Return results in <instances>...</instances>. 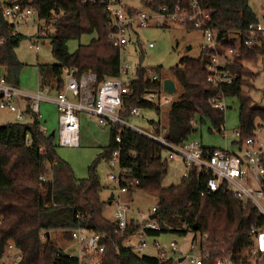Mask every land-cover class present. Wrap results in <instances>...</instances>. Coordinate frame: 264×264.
I'll use <instances>...</instances> for the list:
<instances>
[{"label": "trees", "instance_id": "16d2710c", "mask_svg": "<svg viewBox=\"0 0 264 264\" xmlns=\"http://www.w3.org/2000/svg\"><path fill=\"white\" fill-rule=\"evenodd\" d=\"M176 1L144 0L142 6L154 10L162 6L171 8ZM201 2L210 10L211 24L218 39L224 37L225 47L235 43L229 39V34L237 32L242 38L248 26L258 21L248 0ZM22 4L34 8L39 19L52 30L45 39L50 42L56 63L37 65L42 86L48 85V77L49 81H54L57 91H61L64 68L92 71L97 79L95 87L107 78L118 76L120 55L108 37L110 29L105 26L104 0H24ZM1 15L0 7V76L7 84L18 87L22 64L15 50L21 38L11 35V28ZM84 34H95V37L70 53L67 41L78 40ZM263 55V49L239 48L235 62L225 66L235 79L218 88L207 82L208 55L182 56L170 70L181 94L169 107L165 138L172 143L192 139L197 114L200 119L208 117L213 124L211 128L220 130L224 113L213 109L210 103L219 92L226 98H239L237 130L241 139L253 136L258 128L257 121L264 123V109L256 107L244 89L252 90L253 83L249 78L254 77V73L241 61L255 65ZM148 70L140 68L129 85V92L123 98L125 118L129 117L133 107L160 114V107L141 100L144 93L160 88L159 84L149 82ZM150 70L161 76L160 67ZM31 114L33 122L30 124L0 125V259L12 243L21 255L18 264H79L77 258L69 257L63 249L72 244V231L82 226L109 238L102 243L105 248L102 264H172L123 247L122 237L115 233V224L103 215L107 202L102 198L103 187L94 170L85 179L75 178L69 166L56 157L54 136L45 135L37 115ZM151 123L152 130L158 134L159 123ZM117 134L121 136L119 143L115 141ZM117 148L121 151L122 166L131 172L130 178L139 180L133 192L141 190L157 199L155 219L162 227L161 233L186 235L194 232L192 226L197 224L198 232L208 236L210 248L216 247L203 264H214L220 250L235 255L241 253L248 243L249 228L259 218L253 206L244 207L241 200L224 189L216 193L205 192L200 177L184 178L176 186L161 187L160 180L167 170V162L161 160L162 147L130 129L115 125L110 128L109 143L102 149L101 156L107 162ZM134 153L135 158L132 157ZM41 176L46 178L41 180ZM47 232L49 236H46Z\"/></svg>", "mask_w": 264, "mask_h": 264}, {"label": "built area", "instance_id": "2783aa9c", "mask_svg": "<svg viewBox=\"0 0 264 264\" xmlns=\"http://www.w3.org/2000/svg\"><path fill=\"white\" fill-rule=\"evenodd\" d=\"M23 1L0 0L1 16L11 28V35H20V28L23 26L34 27L38 38H45L52 33L45 21L39 19L38 12L28 5H23ZM87 1L95 2L96 0ZM104 1L105 26L110 29L108 37L111 44L119 50V73L118 76L107 78L95 87L97 79L92 71L78 72L74 68L63 69L65 84L54 98L58 111V145L68 148L79 146L80 113L94 118L103 128L118 125L122 129H130L157 143L162 147L161 153L167 152L168 160L177 157L181 159L186 169L185 179L200 177L204 182L205 192L216 193L221 189L227 190L241 200L244 207L251 205L259 214L258 220L249 228L248 243L241 253L235 255L220 250V255L215 257L214 264H262L264 259V140L260 141L256 133L258 129L253 136L243 139L240 138L239 130H236L234 136L237 143L232 149L206 147L196 138L172 143L162 132L156 134L154 131H143L131 122L132 118L140 117L142 110L139 107H133L129 117L125 118L126 110L123 107V98L129 92V85L136 78L141 67L132 68L129 64L123 65L121 58L127 48L137 43L134 37H137L138 30L152 26L164 28L177 25L201 33L203 37L201 53L209 56V61L205 65L208 72L207 82L214 88L222 84H230L235 76L226 71L225 66L232 63L230 61L239 48L264 50V8H258L261 17L257 18L256 23L248 26L245 36L241 38L237 33L234 45L225 47L223 46L224 37L218 39L217 31L211 24L210 10L202 5L201 0H185V2L177 0L171 8L162 6L157 10L147 7H144V10H136L127 6L124 0ZM32 44L37 51L39 46ZM153 47L152 43L148 44V48ZM260 59H262L261 69L264 70V55ZM147 79L151 83L159 84L161 88L144 93L141 100L151 102L158 107L169 105L170 95L163 90V80L160 76L148 71ZM0 93L2 94L0 109L16 113L17 119L22 118L15 106L18 98L29 97L32 100L43 98L42 94H29L7 84L2 76H0ZM210 103L215 110L225 112L227 109L226 97L222 92L213 96ZM32 108L37 112L38 103L34 102ZM219 133L225 138L224 128H221ZM120 137V134L116 135L117 143L121 142ZM132 157H136L135 153ZM122 161L120 148L113 150L107 160L110 168L107 179L117 186V193H114L112 199L113 217L115 233L122 237L123 247L140 255L143 251L149 250L160 262L203 264L204 259L210 258L211 251L216 249V247L210 248L206 234L198 231L191 232L192 240L187 246H180L176 241L162 244L157 239L159 235L156 236L154 233L163 235L168 232L161 233L160 223L155 217L150 218L151 215H155L157 204L147 214L132 208L130 203L124 200V196L131 195L136 189L139 180L130 178L131 172L122 166ZM40 179L44 180V177L41 176ZM71 236L72 244L64 250L69 257L77 258L79 264H102L105 251L102 243L109 239L106 234L92 232L78 226L72 231ZM7 249L16 252L13 244H9ZM20 260V253L16 252L10 261L0 259V264H18Z\"/></svg>", "mask_w": 264, "mask_h": 264}, {"label": "rangeland", "instance_id": "374dc122", "mask_svg": "<svg viewBox=\"0 0 264 264\" xmlns=\"http://www.w3.org/2000/svg\"><path fill=\"white\" fill-rule=\"evenodd\" d=\"M124 1L127 6L133 9L144 10V7L142 6V2L144 0ZM248 2L251 8L259 15L258 8L260 5L264 7V0H249ZM20 34L21 39L15 50L17 58L22 64L19 72V84L21 87L31 84L36 86L37 62L42 64H54L56 63V60L52 55L51 45L47 38L36 37V32L31 28L21 29ZM29 36L33 37L30 39ZM94 37L95 34H84L78 40L71 39L66 43L67 49L70 53H73L79 45L88 44ZM134 39L137 40V43L131 45L122 53L121 63L123 65L129 64L132 68L141 67L144 69L149 68V70L151 68L155 69L160 67V78L162 80L172 79L170 70L177 65L178 60L182 56L188 55L194 58L199 57L201 55V45L203 43V37L199 32L193 31L188 34L175 27L165 29L152 26L148 29L138 30L137 37L135 36ZM32 43L37 44L40 48L37 54L33 49L34 45ZM149 43H152L154 48H148ZM261 62L262 59L258 60L255 65L248 64V68L254 73V77L249 78V80L254 84L255 89L253 91L247 90L246 88L244 89L249 92L248 94L251 97L253 104L260 109H264V70L261 69ZM151 72L154 73L153 71ZM46 79L47 84L54 89L46 92V95L44 96L54 97L56 95L54 91L55 83L52 80L49 81L48 77ZM175 87V92L168 97L170 102L176 101L181 94L180 87L177 84H175ZM43 101L44 100L42 99L34 100V102L38 103V105H42L44 103ZM239 103L240 101L237 96H229L226 99L227 109L224 113L225 138H223L216 131H209V128L213 127V124L206 116H204L205 118H201L203 122L200 124V129H198L192 137L200 139V141H203L205 145L210 147H224L223 140L233 139V137L235 138L234 133L239 127ZM51 106H53L52 103ZM54 106L56 107L55 104ZM168 109L169 105L161 107L159 115L156 113H149V111H142L141 120H145L146 125H142L138 120L135 122V118H132L131 122L143 131L150 132V122H161V124L166 125ZM7 111L8 110L6 109H0L2 121L5 119L4 114ZM79 117V146L75 148L59 146L57 142L58 134L55 132L54 141L56 142V157L61 163H65L69 166L75 178L85 179L89 176L90 171L94 170L95 174L98 176L100 185L104 189L103 193L108 195L113 191L116 194L117 186L114 184L111 185L107 179L110 168L107 165L105 158L101 156L102 149L108 145L110 131L106 127L103 128L99 126L94 118H91L85 113H80ZM136 119L139 118L136 117ZM257 125L258 130L256 133L258 134L260 141H263L264 123L257 121ZM57 129L58 117L52 130ZM167 156V152L162 151V160H167L166 173L160 180V186L164 188L180 184L184 179V174L186 173V169L179 157L173 160H168ZM132 198H130V200L127 198L125 201L130 203L132 208L147 214H149L153 206L158 204L157 199L154 196L141 190L137 191ZM103 199H105V197ZM113 211V207L108 205H106L103 210L104 217L111 222L114 220ZM166 227L170 229L169 226ZM157 239L165 245L170 241H176L180 246H187L192 240V235L191 232H188L186 235L168 232L167 234L159 235ZM59 244L60 246L63 245L61 242H59ZM7 252H5V255L8 254ZM16 252L18 253V251ZM141 255H153V253L149 250H145L141 253ZM182 264L188 263L184 262Z\"/></svg>", "mask_w": 264, "mask_h": 264}, {"label": "crops", "instance_id": "0c3cea01", "mask_svg": "<svg viewBox=\"0 0 264 264\" xmlns=\"http://www.w3.org/2000/svg\"><path fill=\"white\" fill-rule=\"evenodd\" d=\"M249 1V0H248ZM250 5V4H249ZM259 7H262L261 5L259 6ZM262 8H264V7H262ZM253 12L256 14V16H257V18H260L261 17V14H260V12H259V15H258V13H256L254 10H253ZM171 27H175V28H179V29H181L183 32H186V33H188V34H190L191 32H193V31H195V30H190V29H188V28H184V27H180V26H177V25H170V26H166V27H164L165 29L166 28H171ZM23 28H31V29H33V31H35L36 32V29L34 28V27H29V26H23V27H21L20 28V31H21V29H23ZM196 32H198V31H196ZM200 33V32H199ZM201 34V33H200ZM21 35V34H20ZM202 36V35H201ZM29 37H31V36H29ZM228 37H229V39L230 40H234V42H236V39H237V32L236 33H231V34H229L228 35ZM37 45V44H36ZM154 48V47H153ZM34 49V48H33ZM40 50V48L36 51L35 49H34V51L36 52V54L38 53V51ZM189 51V50H188ZM17 56V55H16ZM236 56H237V54L236 55H234L233 57H232V59H231V61H230V63L231 62H235V58H236ZM259 60H260V58H259ZM242 62V64L245 66V67H249L248 66V64L250 65V63H247V62H245V61H241ZM38 64H42V63H39V62H37V64H36V67H37V65ZM249 69V68H248ZM148 71H150V70H148ZM148 71H147V73H148ZM151 72V71H150ZM156 74V73H155ZM36 78H37V84H36V86L35 85H33V84H31V85H28V86H23V87H21L20 86V84H18V88L19 89H21L22 91H24V92H27V93H29V94H36V93H39V94H42V100H44L43 102V104L42 105H38V111L36 112V111H34L33 110V108H32V106H33V104H34V100H32L31 98H29V97H22V98H18L17 100H16V102H15V106H16V108H17V112L18 113H20L21 115H22V118L21 119H17V117H16V113H12V112H10L9 110L4 114V117H5V119L2 121V114L0 113V125H3V124H7V123H15V122H20V123H22V124H30V123H32L33 122V117H32V112L33 113H35V115H37V118H38V120H39V123H40V129H41V131L45 134V135H52V136H54L55 137V132H56V134H57V130H52L53 129V127L55 126V124H56V120H57V117H58V111H57V108L54 106V98H55V96L54 97H52V96H44V95H46L45 93L46 92H48L49 90H51V89H54L53 87H51V86H49V85H45V86H42L41 84H40V80H39V75H38V69H37V75H36ZM165 80V79H164ZM164 80H163V82H164ZM172 80H173V82H174V84H176L175 83V81H174V79L172 78ZM63 81H64V74H63ZM64 84H65V81H64ZM159 87H160V85H159ZM161 88V87H160ZM162 88H163V83H162ZM176 88V87H175ZM45 89V90H44ZM255 89V86H254V84H253V89L251 90V91H253ZM55 93L57 94V92H59V91H57V89L55 88ZM168 94V93H167ZM169 95H171V94H169ZM227 99V98H226ZM52 103V105L53 106H51V103ZM50 103V104H49ZM172 103V102H171ZM171 103L169 104V107H170V105H171ZM161 107H166V105H164V106H161ZM161 107H160V111H161ZM7 110V109H6ZM169 110V109H168ZM31 112V113H30ZM149 113H153V112H151V111H149ZM223 113H225V112H223ZM142 115V114H141ZM137 118H139V119H134V121L135 122H137V120L142 124V125H146V122H145V120H141V118H142V116H140V117H137ZM159 123V128H160V132H162V133H164V134H166V129H167V121H166V125H164V124H161V122H158ZM206 123V122H205ZM200 124H202V121H201V119H200V114H197L196 115V119H195V121H194V127H195V131H194V133L198 130V129H200ZM149 126H150V131H153L152 130V127H153V125H152V123L150 122L149 123ZM224 126H225V119H224V124H223V126H222V128H224ZM109 129V131H110V128H108ZM238 129V128H237ZM236 129V130H237ZM52 130V131H51ZM50 131H51V133H50ZM209 131H216L217 133H219V130H216V129H214V128H209ZM193 133V134H194ZM220 134V133H219ZM200 137H201V134H200ZM200 140V139H199ZM202 142V144L204 145V146H206V147H210V146H207V145H205L204 143H203V141H201ZM223 142H224V147L222 146V147H218V148H225V147H227V148H235V146H236V143H237V140H236V138H234L233 137V139H228V140H223ZM109 143V142H108ZM212 148H215V147H212ZM106 161V160H105ZM46 177H44V179H45ZM49 179L51 178V174L49 175V177H48ZM111 185H113V184H111ZM104 190V189H103ZM113 192V191H112ZM112 192H110L108 195H105L104 193H103V191H102V198H104L105 197V199H103V200H105L106 202H107V205L108 206H112L113 207V205H112V200H111V203L109 204L108 202H109V200H110V195H111V193ZM137 192V191H136ZM136 192H133L131 195H127V196H124L123 198H124V200L125 199H127L128 198V200H130V198H132L134 195H135V193ZM113 194H114V192H113ZM133 199V198H132ZM113 213H114V211H113ZM103 215H104V213H103ZM113 223H114V220H113ZM48 233V236L50 235L49 234V232H47ZM69 244V243H68ZM67 246V245H66ZM65 246V248L63 249V251L68 247H66ZM69 248V247H68ZM8 252H7V251ZM5 250V252H7L8 254L7 255H5V253H4V255H3V257L1 258V260H4V261H10V259H11V257H13L14 256V254H15V252L14 251H9L8 249H6ZM14 253V254H13ZM153 253V252H152ZM150 256H154V254L153 255H150Z\"/></svg>", "mask_w": 264, "mask_h": 264}, {"label": "water", "instance_id": "95a60500", "mask_svg": "<svg viewBox=\"0 0 264 264\" xmlns=\"http://www.w3.org/2000/svg\"><path fill=\"white\" fill-rule=\"evenodd\" d=\"M163 90L168 93V94H173L176 90L175 88V84L173 82L172 79H165L164 82H163ZM0 97H2V94L0 93ZM113 192L111 193L110 195V200H109V204L111 203V200L113 199ZM155 217V215H151L150 218L153 219ZM192 230L193 231H198V225L197 224H194L192 226ZM46 236H48V233H46Z\"/></svg>", "mask_w": 264, "mask_h": 264}]
</instances>
